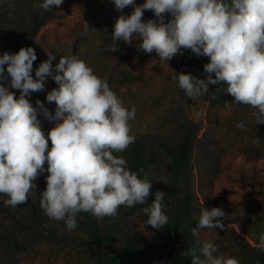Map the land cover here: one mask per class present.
I'll list each match as a JSON object with an SVG mask.
<instances>
[{"label":"clouds","instance_id":"clouds-1","mask_svg":"<svg viewBox=\"0 0 264 264\" xmlns=\"http://www.w3.org/2000/svg\"><path fill=\"white\" fill-rule=\"evenodd\" d=\"M112 2L117 11L134 4V0ZM63 3L42 0L38 6L51 12ZM145 11H151L154 19L145 21ZM111 36L114 42L126 44L135 36L143 53H155L166 63L182 55V50L207 57L206 79L176 73L172 82L190 99L206 96L209 85L225 84L232 103L251 106L257 124H264V0H144L131 14L117 17ZM118 49L114 46L112 51ZM36 59L31 47L0 55V196L6 197L5 204H25L29 193L36 191L34 181L46 163L40 207L49 219L63 221L67 230L77 228L78 213L115 217L121 206L144 204H150L143 208L145 224L163 228L169 219L163 211L166 193L156 191L154 200L147 203L152 182L147 176L139 178L124 158L114 155L135 142L129 125L135 107L125 108L107 80L76 55L60 57L54 69L56 56L48 55L33 79ZM47 77L57 85L46 95L55 104L54 114L39 100L33 107L27 99L44 90ZM5 79L10 80L11 89L19 90L18 98L4 86ZM38 114L55 125L47 135ZM225 216L219 207L202 206L197 228L223 229ZM257 247L264 250V233ZM198 251L190 248L182 253L191 257V264H240L209 241Z\"/></svg>","mask_w":264,"mask_h":264},{"label":"rangeland","instance_id":"rangeland-1","mask_svg":"<svg viewBox=\"0 0 264 264\" xmlns=\"http://www.w3.org/2000/svg\"><path fill=\"white\" fill-rule=\"evenodd\" d=\"M41 3L42 0H0V9L9 14L17 6L39 7ZM143 3L144 0H134L133 6L117 11L112 0H64L59 8H53L55 18L43 24L35 34L42 61L33 62L31 75L35 79V71L48 55L56 56L52 61L53 69L60 57L76 55L96 75L110 82V88L125 108L135 107V118L129 122L130 134L135 139H143L148 147L146 154L152 150L155 157L154 162L141 171L142 179L147 176L152 182L147 203L154 200L156 191L165 190L166 166L170 161L167 150L179 140L186 122L194 123L198 138L190 161L192 195L189 205L195 212L202 206L207 210L219 207L226 216L221 221L223 229L196 228L191 241L198 250L204 241L212 242L221 253L231 256L235 241L240 238L249 241L253 236L249 230L253 226L247 224L249 219L259 217L263 221L260 234L264 233L263 126L257 125L253 115L255 109L251 106L243 108L232 103L233 97H227L225 102L223 97L218 98L219 87L214 89L210 85L206 96L190 99L178 83L172 82L176 73L194 75L193 72L185 73L178 61L195 55L191 50H182V55L166 63L155 53H143L141 41L135 36L131 44L113 41L111 34L117 17L131 14L134 6ZM151 18L145 11L143 19ZM1 25L0 55L7 52L8 41L6 32L2 33L6 27ZM114 46L119 47L118 51H112ZM201 57L204 65L209 62L207 57ZM119 71L131 72L134 79L123 82ZM205 74L202 67L198 79H204ZM3 84L19 97V90L10 88L9 79ZM56 87L51 77H47L44 90L31 93L27 99L33 107H37L39 100L54 114L55 104L49 103L46 95ZM226 103L232 104L229 107ZM38 119L46 135L55 126L42 114H38ZM241 123L244 127H237ZM44 169L34 181L36 191L29 193L33 199H41L40 193L46 187L47 165ZM4 198L0 196V232L10 237L18 236L27 246L16 253L0 242V264H138L121 248L125 236L130 235L139 243H153L152 231L140 218L143 208L150 204L121 206L115 217L96 218L91 213H78V226L71 231L63 221H53L46 216L49 232H37L32 228L29 211L22 205H6ZM83 223L95 225L101 244L90 242V231ZM107 233L113 237L117 252L107 245L104 239Z\"/></svg>","mask_w":264,"mask_h":264},{"label":"trees","instance_id":"trees-1","mask_svg":"<svg viewBox=\"0 0 264 264\" xmlns=\"http://www.w3.org/2000/svg\"><path fill=\"white\" fill-rule=\"evenodd\" d=\"M1 8V7H0ZM149 16L154 19L151 11H147ZM55 13L48 12L37 6L22 7L17 6L8 14V12L0 9V29H3L1 23L5 25L7 44L5 51L15 54L22 47H31L35 51L37 59L34 62H41L40 50L35 41V34L38 29L46 22L53 20ZM167 19V16H166ZM111 55L117 56L115 53ZM182 70L185 73L193 72L195 78H198L203 67L202 57L193 55L192 57L180 58ZM119 76L122 81H131L134 75L131 72L119 71ZM193 75V76H194ZM101 77V76H100ZM205 74L204 79H206ZM104 78V77H101ZM106 79V78H105ZM107 80V79H106ZM109 86L110 82L107 80ZM111 87V86H110ZM210 87V85L208 86ZM219 87V92L216 96L223 97V101L228 100L227 97H232L225 92L226 85H213L212 88ZM245 108V105L239 106ZM263 126L262 124H257ZM183 133L179 140L176 141L172 147L167 150L169 163L166 166L168 180L165 186V207L163 209L165 215L168 216V223L161 229L155 230L150 225H146L152 231L153 243H139L130 235L125 236V242L121 248L126 250L138 264H191V257L183 255V251L190 248H196L191 241L193 229L197 228L199 223V209L195 212L190 203L192 195L191 187V154L198 138V130L193 123L186 122L183 126ZM147 145L143 139H135L124 152L115 153L114 155L121 156L126 160L127 168L135 172L139 178L142 179L141 171L146 169L154 162V154L150 150V154H146ZM46 163L44 167H46ZM44 187V185H40ZM6 197L4 198V201ZM29 211L30 218L33 222V227L37 232L45 230L49 232L46 227V215L40 207V199H33L28 195V200L22 205ZM191 207V208H190ZM141 221L146 223L147 214L140 216ZM252 224L249 230L253 236L249 241L240 238L235 241V245L231 250V256L239 260L240 264H264V250L258 249L260 229L263 221L259 217L249 219L247 224ZM83 226L90 231V242L101 244V240L96 232L95 225H88L83 223ZM258 226V228H257ZM264 231V230H263ZM44 232V231H43ZM105 241L111 247V251L115 250V241L110 234H106ZM0 242L6 246L12 247L16 253L22 252L27 245L20 242L18 236H8L0 232ZM24 242H27L24 240ZM253 244V245H252ZM1 246V244H0ZM197 249V248H196ZM198 251V249H197ZM6 254V252L4 253ZM199 254V253H198Z\"/></svg>","mask_w":264,"mask_h":264}]
</instances>
